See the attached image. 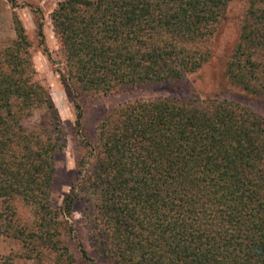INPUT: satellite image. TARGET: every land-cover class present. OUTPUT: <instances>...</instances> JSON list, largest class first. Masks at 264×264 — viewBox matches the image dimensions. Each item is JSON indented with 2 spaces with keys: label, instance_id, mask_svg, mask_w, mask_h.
<instances>
[{
  "label": "trees",
  "instance_id": "obj_1",
  "mask_svg": "<svg viewBox=\"0 0 264 264\" xmlns=\"http://www.w3.org/2000/svg\"><path fill=\"white\" fill-rule=\"evenodd\" d=\"M236 2L58 3L51 13L62 52L57 71L73 101L195 76L191 97L113 106L94 141H85L61 205L52 191L67 140L15 16L17 37L0 43V236L23 251L0 255V264H99L73 221L80 200L100 264H264V118L217 94L233 84L264 97V0H246L232 43ZM35 22L42 45L44 24ZM35 110L41 121L29 127L24 120Z\"/></svg>",
  "mask_w": 264,
  "mask_h": 264
},
{
  "label": "rangeland",
  "instance_id": "obj_2",
  "mask_svg": "<svg viewBox=\"0 0 264 264\" xmlns=\"http://www.w3.org/2000/svg\"><path fill=\"white\" fill-rule=\"evenodd\" d=\"M62 0H0V43L10 42L17 37L15 29V16H18L25 25L28 35L32 40L33 63L37 70V76L45 86L48 87L54 103L58 109L61 123L66 136V146L63 151L57 155V174L52 191V201L55 205H61L64 196L69 192L71 183L77 178L76 164L84 152L85 141H94L98 132V124L101 118L109 110L122 102L132 100L136 97H183L188 98L192 95L187 93L188 86H194L192 81L195 76H186L179 81L168 82H146L138 85L127 86L115 93H108L97 98H86L75 101L82 106L83 117L78 118L79 110L76 102L71 99L67 89L63 85L57 69L63 67L62 52L58 37L54 31L51 13ZM247 8L246 0H237L232 4L231 15L229 19L228 38L234 43L237 40L241 20ZM35 10V12H34ZM36 17H39L44 24V43L39 44L36 36ZM223 50V49H222ZM218 51L219 57H225L227 51ZM228 91H221L219 86L217 94L220 98H228L243 106L249 107L258 112L264 118V97L254 96L243 92L233 84L229 85ZM201 90L208 91L207 87L200 85ZM195 89V88H193ZM43 111L35 110L33 115L24 120V124L33 127L40 123ZM80 120V125H78ZM86 138V139H85ZM85 210V200H80L75 204L73 211V221L75 227L79 230L90 255L102 263L103 259L95 250V243L90 226L83 218ZM21 245L15 240L0 236V255L22 252ZM25 264H34L32 260L21 261Z\"/></svg>",
  "mask_w": 264,
  "mask_h": 264
}]
</instances>
